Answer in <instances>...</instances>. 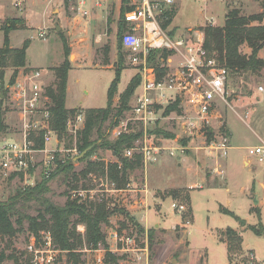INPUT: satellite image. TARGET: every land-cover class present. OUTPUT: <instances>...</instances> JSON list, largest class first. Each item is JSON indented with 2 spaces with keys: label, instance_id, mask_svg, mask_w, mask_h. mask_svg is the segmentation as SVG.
<instances>
[{
  "label": "rangeland",
  "instance_id": "obj_1",
  "mask_svg": "<svg viewBox=\"0 0 264 264\" xmlns=\"http://www.w3.org/2000/svg\"><path fill=\"white\" fill-rule=\"evenodd\" d=\"M78 1L80 0H30L26 11L30 26L27 28L29 31L24 33L25 38L30 41L26 55L27 59L38 67L30 66L26 59V66L19 68L16 79H21L19 77L24 72L38 70L42 75L44 91L47 87H51L55 81L53 68L58 67L64 60L62 38H65L69 47L70 67L72 65L75 67L69 71L70 90L65 107L66 105L78 106L82 113L87 108H103L107 105V89L114 78L117 61L119 13L117 11V15L112 16L113 3H109L107 6V11L109 13L111 11L109 20L98 15L91 17L93 9L91 0H84L85 6L77 10ZM230 9H237L242 15L258 14L264 11V0H181L179 13L172 24L182 30L176 36V28L168 26L164 32L166 34L170 32L174 39H183L185 43L193 44L196 42L198 32L203 35L200 27L207 24L222 25L225 13ZM81 10H86L89 15L83 16ZM258 23L253 22V24ZM57 26L59 30H56ZM190 26H192L191 29ZM40 31L45 32L46 40L38 36ZM68 32H71V35L66 36ZM98 34H101V39L96 41ZM22 35V33H13V42L16 36ZM3 36V30H0V44L3 42ZM70 36L73 38L72 41ZM70 43H72L71 46ZM240 50L250 54V49L245 44L240 47ZM124 51L126 54L124 70L121 73L117 92L112 99V107L119 105V96L130 79L135 74L139 75L137 69L129 62L128 53ZM172 52L168 59L171 58L173 61L170 70L173 72L183 60L185 50H181L182 54L176 50ZM258 56H264V49L258 52ZM12 73L13 68L6 67L3 77L4 85L0 83V87L6 88L1 106L7 126L4 132H0V141L20 139L21 125L18 109L12 100L13 84L7 85ZM258 86L264 87L263 73L260 75L228 74L226 99L231 106L223 103L216 105L222 118L213 121L212 131L215 136L219 134V131L227 133V120L231 130L230 145L233 147L228 151L225 159L226 174L224 176L214 171L217 164L221 165V159L215 160L214 152L206 146L208 130L201 136L195 131L190 134L186 128L182 129V120L178 117L192 116L191 113L185 112L186 105L180 103L183 112L180 114L171 112L164 116V107L171 102L166 100L160 109L154 106L157 119L146 127V133L144 132L143 136L134 143V147L183 145L186 146L183 153L176 150L177 153L174 156H169L166 150H160L156 162H150L147 166L143 164L141 168L129 173L128 184L121 190L114 189L113 184L107 179L93 174L85 179L79 177L73 181L71 178L64 180V174L57 173L48 183L49 192L46 196L61 206L67 200L77 198L83 202L103 200L110 210H115L109 216L103 230L110 250L121 257L118 264H199L200 262L205 264V261L207 264H227L225 243L221 240V234L227 227L237 230L243 238L242 247L245 255L237 257L236 263L264 264V161L259 162L257 158L248 154L249 147L260 144L259 137L264 140V91H259ZM138 92H140L139 87L129 101L130 106L135 104V95ZM130 110L124 112V117L119 124L123 123L121 130L124 132L137 131L141 128L139 122L130 119L133 117ZM156 127L166 133L174 134V138H164L162 134L157 135L147 131L154 130ZM142 129L144 131L143 126ZM67 132L74 139V133L69 127ZM109 138L115 139L112 134ZM68 143H70L69 137L59 145L63 151L59 152L58 158L72 157L77 154V151H73L74 148H65L64 144ZM46 147L57 148L55 136H52V141ZM44 156V153L35 154L36 165L27 178L23 176L20 178L17 175L10 177L0 168V201L6 200L19 186L34 185L40 180L41 160ZM247 157L251 160L250 165H247L248 162L246 165L243 164V160ZM91 159L104 162L117 160L111 151L105 149L96 150ZM84 164V162L75 163V172L81 170ZM73 185L76 189H71ZM146 190L147 199L144 193ZM173 190L178 192L179 197L176 199L169 195ZM187 192L191 220L182 219V215H185L188 210L187 202L182 200ZM255 195L262 201L259 206L253 203ZM172 203L181 205L183 210L173 209ZM32 204L31 202L30 205ZM255 206L260 209L259 217L253 211ZM120 209L126 210L138 220L137 222L144 227L145 231L147 228L144 222H141L143 221L141 217L145 219L148 228H155L151 247L147 233L143 235L139 233L136 224L129 219L126 220L124 214L120 213ZM28 212L30 215L36 214L33 206L28 209ZM241 221L244 223L240 224ZM157 223L159 227L155 226ZM259 224L263 226L261 235L255 234L251 229L252 226L259 227ZM159 229L162 230L157 233ZM77 230L83 233L84 226L78 225ZM181 230L186 233H182ZM45 233L40 232L39 238H36L42 247ZM179 236L184 241L176 248L173 241ZM31 237L34 236L27 230L24 223L23 229L11 240L0 239V249H4L6 254L12 253L15 257L14 260L5 261L6 264H24L23 259L29 254L26 248ZM37 246L40 245L37 244ZM104 254L105 251L102 248L89 250L84 247L81 259L84 264H104ZM193 256L196 257L195 260H191ZM53 264L70 263L66 261L63 252H57Z\"/></svg>",
  "mask_w": 264,
  "mask_h": 264
},
{
  "label": "trees",
  "instance_id": "obj_2",
  "mask_svg": "<svg viewBox=\"0 0 264 264\" xmlns=\"http://www.w3.org/2000/svg\"><path fill=\"white\" fill-rule=\"evenodd\" d=\"M126 2L127 0H121L119 8L117 61L114 68V78L107 89V105L103 108H87L82 112L84 115L83 126L77 131L74 139L68 135L67 122L81 111L77 107L71 109L65 107L67 78L71 67L68 59L69 47L65 38H62L64 60L58 67L53 68L55 81L51 87L45 89V94L50 100L48 123L53 136L57 140V148L65 138L68 139L69 137L71 144H64V146L66 149L74 148L77 154L72 157L58 158L59 153L56 152L54 154L56 163L54 171L48 176L44 174V171H41V178L34 185L19 186L6 200L0 201V239L7 238L11 240L23 229L25 223L27 230L35 238H39L40 232H48L54 248L59 252H63L66 261L70 264H84L81 259L84 247L89 250L104 249V264L119 263L121 257L110 250L103 230V226L108 223L109 216L115 210H110L108 204L103 200L83 202L79 198L67 200L61 206L52 202L46 195L49 192L48 183L57 173L64 174V180L71 178L73 181H76L79 177L85 179L88 175L93 174L107 179L109 183L113 184L114 189L121 190L125 189L128 184L129 173L141 168L143 165L141 153L134 152L131 156L126 155V150L133 148L134 143L143 136L144 131L141 123H139L141 128L137 131H122L115 139L111 140L109 138L112 130L120 124L124 112L132 108L129 101L141 81L140 76L135 74L120 94L119 105L117 107L111 106L113 96L117 92L121 73L124 70V57L126 54L122 46V39L129 29L127 22L124 20V12L129 9L128 6H125ZM174 14L175 10L170 8L159 16V25L163 31H166L170 26ZM253 22L259 23L253 24ZM16 28H25L22 19H6L0 26V30H3L4 33L3 43L0 47L1 85H4L3 77L6 67L13 68V73L7 84L11 86L15 82L19 68L26 66V50L30 41L26 39L20 47H10L9 31ZM200 29L203 32L202 48L207 59H214L217 64L227 70L228 74L260 75L263 73L264 76V56H258V52L264 49V11L258 14L242 15L237 9H230L225 13L222 25L207 24L200 27ZM166 35L170 39H174L170 32H167ZM244 44L250 49V54L241 52L240 47ZM172 51L168 49L149 50L147 61L154 69L157 80H160L168 72V57L173 54ZM2 88L4 97L6 88L1 86L0 89L2 90ZM1 101L2 99H0V132H4L7 126L4 122ZM156 108L160 109L161 105H156ZM171 112L178 114L183 112L179 99L168 103L164 107V116ZM207 130L206 141H210L213 131L212 128ZM147 131L152 134H162L164 138H174V134L166 133L158 127ZM43 137L44 131L32 133L30 140L33 149L44 148ZM89 146H91V149L79 157ZM98 149L111 151L117 160L114 162L92 160L91 156ZM77 162H84L85 164L81 170L75 172L74 164ZM33 169V167L30 168L29 173H32ZM16 175L20 178L23 176L22 173H18L11 174L10 177ZM71 187V189H76L74 185ZM169 195L173 199L179 197L177 190H173ZM182 200H185L188 204L187 213L182 215V219L188 218L191 220L188 192L184 194ZM31 202L32 205H30ZM32 206L36 211L35 215H30L28 212V209ZM119 211L124 214L126 220L129 219L136 224L139 233L142 235L145 232L147 233L151 247L152 240L155 237V228L152 227L145 231L144 227L137 222L138 220L126 210L120 209ZM253 211L258 217L260 216L258 206H255ZM80 224L84 226L83 233L77 230V226ZM258 226H252L251 229L255 234L261 235L263 226L261 224ZM221 235L222 242L226 244L228 264H237L236 258L245 255L241 234L237 230L227 227ZM14 258L12 253L6 254L4 249H0V264H6L5 261L14 260ZM31 260L30 254H27L23 259L24 264H33Z\"/></svg>",
  "mask_w": 264,
  "mask_h": 264
},
{
  "label": "built area",
  "instance_id": "obj_3",
  "mask_svg": "<svg viewBox=\"0 0 264 264\" xmlns=\"http://www.w3.org/2000/svg\"><path fill=\"white\" fill-rule=\"evenodd\" d=\"M77 3L78 10L85 6L84 0ZM173 3L174 0H127L125 4L129 9L124 12V20L129 29L123 36L122 46L129 55V62L137 69L141 78L138 86L140 92L135 95V104L130 110L133 117L130 119L141 123L146 133V127L157 119L154 106L162 105L166 100L172 102L179 99L181 104L186 105L185 112L192 115L178 117L182 120V129L186 128L190 134L195 131L203 136L208 128L213 127V121L221 118L216 113L215 103L216 100L226 102L228 72L214 59L206 58L202 48L203 36L198 37L197 35L196 42L188 44L183 39H170L160 28L159 16L165 10L170 9ZM100 4H102L101 0L96 1L94 5L98 7ZM81 13L87 15L86 10H81ZM39 36L44 37V34L40 33ZM150 49L176 50L180 54H182L181 50H185V54L176 70L173 72L168 70L160 80H157L154 69L147 61ZM11 89L12 100L17 106L20 119V139L0 141V168L8 175L22 173L23 177L27 178L31 174L29 173L30 168L36 165L34 163L35 154L44 153L41 170L48 176L56 168L54 154L63 150L46 147L52 141L53 133L48 123L50 100L45 94L40 71L26 72L21 79L15 80ZM258 90L263 91V87L259 86ZM83 122L84 115L78 113L68 120L67 129L69 127L75 136L82 128ZM121 125L123 126V123ZM121 125L111 132L115 138L124 131L121 130ZM39 131H44V148L33 149L30 136ZM55 142L57 143L56 139ZM206 146L217 157H225L230 148L227 133L219 131L217 136L213 133V138L206 141ZM185 149L186 146L183 145L179 147L144 145L142 148L127 149L126 155L131 156L138 151L142 154L144 166H147L148 163L158 160L160 150H166L169 156H174L177 152L183 153ZM73 151L76 150L73 149ZM248 154L257 158L259 162H263L264 141L257 146L249 147ZM215 171L222 174L221 170L215 169ZM171 207L179 211L183 210L181 205L177 206L175 203H172ZM44 235L43 247L40 241L31 237L26 248L32 257L33 264H53L55 253L59 252L52 245L50 234L46 232Z\"/></svg>",
  "mask_w": 264,
  "mask_h": 264
},
{
  "label": "crops",
  "instance_id": "obj_4",
  "mask_svg": "<svg viewBox=\"0 0 264 264\" xmlns=\"http://www.w3.org/2000/svg\"><path fill=\"white\" fill-rule=\"evenodd\" d=\"M96 1H99V0H91V2H92V12H91V14H90V16L92 17V15H98V16H100V17H102V18H104V19H106V20H108V17H109V15H111V11H110V13L107 11V6H108V4L110 3V4H112V16H116L117 14V11H118V13H119V6H120V0H101L102 1V4H100V6H98V7H96L94 4H95V2ZM30 3V0H0V26L3 24V22L6 20V19H12V18H20V19H22L23 21H24V24H25V28H16V29H13V30H10L9 31V39H10V47H12V48H16V47H20L21 45H22V43H23V41L26 39L25 37H26V35H24V33H26L27 31H29V30H27V28L30 26L29 25V23H28V20H27V17H26V11H27V8H28V4ZM180 5H181V0H174V3L171 5V9L173 8V10H175V14L173 15V18H172V21H171V24H170V27H173V28H176V36H177V34L182 30V28H180V27H178V26H175V25H173L172 23H173V21H174V19L176 18V16L178 15V13H179V8H180ZM78 10V9H77ZM82 14V13H81ZM83 15V14H82ZM89 14H88V12H87V15L86 16H88ZM60 16V15H59ZM84 16V15H83ZM76 19V18H75ZM90 19V18H89ZM211 20H212V18H211ZM45 25H46V23H45ZM32 27V26H31ZM42 28V27H41ZM40 28V29H41ZM190 29L192 28V26H190L189 27ZM37 29V28H36ZM39 30V29H38ZM15 32H17V33H22L23 35L20 37V36H16L15 37V41L13 42V38H12V34L13 33H15ZM40 33H43V34H45V32L44 31H40L39 33H38V36L40 35ZM69 35H71V32H68L67 34H66V36H69ZM199 36H203L202 35V33H200V32H198V37ZM40 37V36H39ZM71 37V36H70ZM43 40H46V38L44 37V38H42ZM71 39V41H72V37L70 38ZM99 39H101V34H98L97 36H96V41H98ZM67 40H68V38H67ZM2 41H3V37H2ZM3 43V42H2ZM70 46L72 45V43H70L69 44ZM2 46V44H0V47ZM176 56H178L177 54H176ZM263 57V56H262ZM26 59H27V55H26ZM27 61H28V63H29V65L30 66H35V67H38V65H36L35 63L33 64V63H31L28 59H27ZM183 61V60H182ZM181 61V62H182ZM172 63H173V61H172V59L171 58H169L168 59V64H167V66H168V68H169V70H171V65H172ZM180 64H178L177 65V67L176 68H174V70H176L177 68H178V66H179ZM72 68H70V70H72V69H75V67L72 65L71 66ZM69 70V71H70ZM24 74H26V72H24V73H22L21 74V77H19V78H22L23 77V75ZM68 79H69V72H68V78H67V87H66V99H65V104H66V101H67V97H68V94H69V90H70V85H69V81H68ZM19 79H16V81H18ZM43 82V81H42ZM259 87V86H258ZM258 87H257V89H258ZM261 87H263V86H261ZM263 91H264V87H263ZM263 91H261V92H263ZM227 97V96H226ZM221 103H223V104H225V105H230L229 104V102L227 101V99H226V102H223V101H221V100H216V103H215V105H220ZM236 103V102H235ZM231 106V105H230ZM66 107H68V108H75V107H78V106H74V107H69V106H67L66 105ZM217 107V106H216ZM216 113H217V115L218 116H220L221 118H222V115L220 114V112H219V110H218V108L216 109ZM226 124H227V127H228V132H227V137H228V145H229V149H228V151L231 149V148H233L232 147V145H230V138H231V130H230V128H229V126H228V123H227V120H226ZM259 140H260V142L261 141H264L262 138H260L259 137ZM228 151H227V154H228ZM226 157H227V155L225 156V157H217L216 155L214 156V158H215V160H218L219 158L221 159V165H218L217 164V167H215L214 168V171H215V169H217V170H221L222 171V174L220 175V174H218V175H220V176H224L225 174H226V162H225V159H226ZM246 162H248V164L246 163ZM250 163H251V160L247 157V158H245L244 160H243V164L244 165H250ZM216 172V171H215ZM217 174V173H216ZM225 178H226V176H225ZM144 193H145V197H146V199H147V190H146V192L144 191ZM261 199H259L258 200V206H259V204L261 205ZM141 220H143V221H141V222H144V224H145V228H147V230L149 229L148 227V225H147V223H145L146 221H145V219L143 218V217H141ZM155 226H157V227H159V224L157 223ZM179 226H182V225H179ZM151 228V227H150ZM160 231H158L157 233H159V232H161V230L162 229H159ZM182 231V230H181ZM183 232H185V231H182V233ZM186 233V232H185ZM185 235V234H184ZM184 240H183V238L181 237L180 238V236L177 238V239H175L174 241H173V245H174V247H179L181 244H182V242H183ZM225 245V252H227L226 251V244H224ZM185 254V253H184ZM194 257V258H193ZM193 257H191V260H195L196 259V257L195 256H193ZM255 257V256H254ZM161 263V262H160ZM162 263H164V262H162ZM159 264V263H158ZM205 264H207V262L205 261ZM228 264V263H227Z\"/></svg>",
  "mask_w": 264,
  "mask_h": 264
},
{
  "label": "water",
  "instance_id": "obj_5",
  "mask_svg": "<svg viewBox=\"0 0 264 264\" xmlns=\"http://www.w3.org/2000/svg\"><path fill=\"white\" fill-rule=\"evenodd\" d=\"M56 30H59V26H57ZM3 93H4V90L2 88L1 92H0V98L2 99L3 98ZM89 149H91V146H89L88 148H86L80 155L79 157L83 156ZM253 203L254 204H258V198L257 196L255 195L254 196V200H253ZM244 221H241L240 224H243Z\"/></svg>",
  "mask_w": 264,
  "mask_h": 264
}]
</instances>
